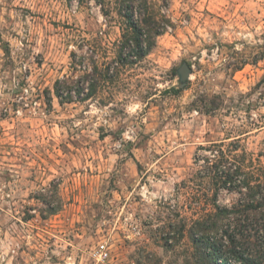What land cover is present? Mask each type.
I'll return each instance as SVG.
<instances>
[{"label":"rangeland","instance_id":"374dc122","mask_svg":"<svg viewBox=\"0 0 264 264\" xmlns=\"http://www.w3.org/2000/svg\"><path fill=\"white\" fill-rule=\"evenodd\" d=\"M149 3L171 27L120 66L118 0H0V264H207L198 148L237 142L264 169V0ZM87 73L95 96L60 104L55 83Z\"/></svg>","mask_w":264,"mask_h":264},{"label":"trees","instance_id":"16d2710c","mask_svg":"<svg viewBox=\"0 0 264 264\" xmlns=\"http://www.w3.org/2000/svg\"><path fill=\"white\" fill-rule=\"evenodd\" d=\"M97 1L109 16L104 0ZM118 1L125 28L116 63L134 65L150 54L156 38L171 26L153 15L149 0ZM97 82L89 73L71 83L58 80L54 95L60 104L85 102L97 93ZM179 91L172 88L169 93L177 95ZM239 149L237 142H221L199 147L194 156L197 178L207 180L213 192V211L197 219L189 230L196 250L207 264H264V169L252 168L253 162L248 167L245 155L236 154ZM224 190L239 196L231 207L217 203Z\"/></svg>","mask_w":264,"mask_h":264},{"label":"built area","instance_id":"2783aa9c","mask_svg":"<svg viewBox=\"0 0 264 264\" xmlns=\"http://www.w3.org/2000/svg\"><path fill=\"white\" fill-rule=\"evenodd\" d=\"M95 256L99 261H105L109 257V252L105 245H100L99 249L95 252Z\"/></svg>","mask_w":264,"mask_h":264},{"label":"water","instance_id":"95a60500","mask_svg":"<svg viewBox=\"0 0 264 264\" xmlns=\"http://www.w3.org/2000/svg\"><path fill=\"white\" fill-rule=\"evenodd\" d=\"M179 75H180V79L181 81H185L189 78V74L191 73V69L189 68V66L185 63L181 66V68L179 69Z\"/></svg>","mask_w":264,"mask_h":264}]
</instances>
